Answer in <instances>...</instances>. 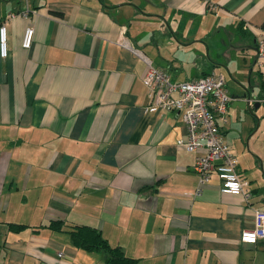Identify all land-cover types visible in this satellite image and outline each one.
<instances>
[{
    "label": "crops",
    "instance_id": "1",
    "mask_svg": "<svg viewBox=\"0 0 264 264\" xmlns=\"http://www.w3.org/2000/svg\"><path fill=\"white\" fill-rule=\"evenodd\" d=\"M26 3L35 12L6 20L0 56V264H107L102 249L72 242L73 225L94 227L131 264H264V237L239 238L264 208L254 39L264 0ZM24 6L0 0V21ZM143 55L171 80L221 71L229 95L250 98L230 99L219 124L246 197L220 191L215 173L196 192L201 149L176 145L177 110H145ZM6 221L25 226L10 231Z\"/></svg>",
    "mask_w": 264,
    "mask_h": 264
},
{
    "label": "built area",
    "instance_id": "2",
    "mask_svg": "<svg viewBox=\"0 0 264 264\" xmlns=\"http://www.w3.org/2000/svg\"><path fill=\"white\" fill-rule=\"evenodd\" d=\"M24 1L23 9L7 12L0 21V56H5L7 52L6 20L15 15L27 17L29 13L35 12ZM32 35L31 24L25 25L20 41L22 47L28 48L31 45ZM254 39L255 60L263 86L261 102L264 104V27L258 28ZM116 42L128 46L121 33ZM141 57L146 66L141 80L149 97L145 110H177L185 125V132L176 138V145L185 150L201 149L194 154L191 165L197 174L196 192L202 183L209 180L211 173H215L220 180V191L246 197L249 193L243 187L245 181L240 178L237 170L236 156L219 130V124L226 119V104L234 98L225 90L223 73L211 69L192 79L171 80L164 70L152 65L146 56ZM247 101L250 102V98ZM252 216V226L240 231L239 238L242 241L254 242L264 237V208L255 207Z\"/></svg>",
    "mask_w": 264,
    "mask_h": 264
},
{
    "label": "trees",
    "instance_id": "3",
    "mask_svg": "<svg viewBox=\"0 0 264 264\" xmlns=\"http://www.w3.org/2000/svg\"><path fill=\"white\" fill-rule=\"evenodd\" d=\"M264 105V104H263ZM59 227V222H51L50 226ZM25 225L6 221V228L10 231H18ZM52 226V227H53ZM72 242L84 249H102L107 264H131L133 259L122 254L117 246H110L104 237L94 228L87 225H73L69 229Z\"/></svg>",
    "mask_w": 264,
    "mask_h": 264
},
{
    "label": "water",
    "instance_id": "4",
    "mask_svg": "<svg viewBox=\"0 0 264 264\" xmlns=\"http://www.w3.org/2000/svg\"><path fill=\"white\" fill-rule=\"evenodd\" d=\"M242 96H244V94H243ZM234 98L237 99L236 102L238 103V105H240L241 103H242L241 105H244L245 101L247 100V99H243V100H241L240 98H238V97H236V96H234Z\"/></svg>",
    "mask_w": 264,
    "mask_h": 264
}]
</instances>
